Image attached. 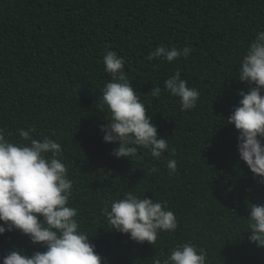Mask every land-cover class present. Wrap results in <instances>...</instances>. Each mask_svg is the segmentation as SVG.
I'll return each instance as SVG.
<instances>
[{
    "label": "trees",
    "instance_id": "16d2710c",
    "mask_svg": "<svg viewBox=\"0 0 264 264\" xmlns=\"http://www.w3.org/2000/svg\"><path fill=\"white\" fill-rule=\"evenodd\" d=\"M261 30L264 0H0V129L13 143H24L18 129L31 127L33 138L61 144L73 181L69 204L102 264H152L189 241L207 251V264H264L247 218L251 204L264 205V184L240 158L239 131L226 122L239 91L248 90L237 69ZM161 44L191 52L171 63L146 59ZM106 50L123 57L147 115L167 138L160 158L143 148L116 158L119 142L103 140ZM177 70L200 92L194 109L181 111L179 98L163 90ZM157 85L159 98L151 94ZM169 159L177 161L171 174ZM126 192L166 202L177 229L161 232L154 245L109 230L103 209ZM14 246L44 251L19 230L6 231L0 258Z\"/></svg>",
    "mask_w": 264,
    "mask_h": 264
},
{
    "label": "clouds",
    "instance_id": "9594fccd",
    "mask_svg": "<svg viewBox=\"0 0 264 264\" xmlns=\"http://www.w3.org/2000/svg\"><path fill=\"white\" fill-rule=\"evenodd\" d=\"M190 52L189 46L169 49L161 44L146 59L162 58L171 63L181 56L186 58ZM103 63L111 80L104 85L103 103L98 105L101 112L106 106L109 113L107 123L101 124L100 129L105 142H119L111 154L132 158L138 148H143L150 150L152 157L160 158L169 148L167 138L158 134L152 117L147 115L145 104L124 70L123 57L114 50H106ZM237 75L249 87L239 91V104L226 122L239 131L240 158L259 178L258 183L264 184V30L251 40ZM163 90L179 98L181 111L194 109L200 97V92L189 87L178 70L164 80ZM161 91L157 85L151 94L159 98ZM34 132L31 127L18 129L24 143H13L0 129V235L19 230L33 244H42L44 251L29 255L14 246L0 258V264H102L90 235L80 230L77 209L69 204L73 181L61 159V144L48 136L42 141L33 138ZM167 167L170 174L174 173L177 161L169 159ZM109 203L110 207L103 209L109 230L128 234L133 241L154 245L161 232L177 229V218L166 202L126 192L123 198ZM249 207L248 239L264 247V205ZM207 256L202 246L189 241L177 244L163 258L154 256L152 264H207Z\"/></svg>",
    "mask_w": 264,
    "mask_h": 264
}]
</instances>
